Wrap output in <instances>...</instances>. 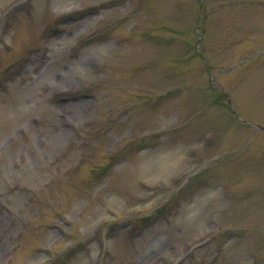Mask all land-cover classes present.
<instances>
[{
    "label": "rangeland",
    "instance_id": "1",
    "mask_svg": "<svg viewBox=\"0 0 264 264\" xmlns=\"http://www.w3.org/2000/svg\"><path fill=\"white\" fill-rule=\"evenodd\" d=\"M250 121L264 0H0V264H264Z\"/></svg>",
    "mask_w": 264,
    "mask_h": 264
}]
</instances>
